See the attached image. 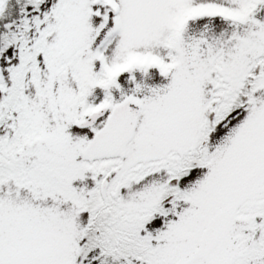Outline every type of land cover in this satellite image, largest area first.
<instances>
[{"label": "snow or ice", "instance_id": "1", "mask_svg": "<svg viewBox=\"0 0 264 264\" xmlns=\"http://www.w3.org/2000/svg\"><path fill=\"white\" fill-rule=\"evenodd\" d=\"M0 264H264V0H0Z\"/></svg>", "mask_w": 264, "mask_h": 264}]
</instances>
